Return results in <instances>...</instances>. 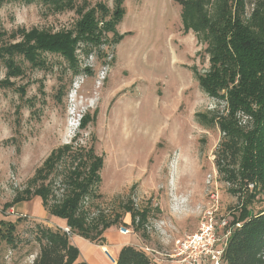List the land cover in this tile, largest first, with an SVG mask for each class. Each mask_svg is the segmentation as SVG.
Here are the masks:
<instances>
[{"label": "rangeland", "instance_id": "374dc122", "mask_svg": "<svg viewBox=\"0 0 264 264\" xmlns=\"http://www.w3.org/2000/svg\"><path fill=\"white\" fill-rule=\"evenodd\" d=\"M84 2L114 7V0H79L78 6ZM179 3L126 0L116 27L119 43L110 34L91 53L78 49L77 72L72 62L48 53V69L22 62L23 74L0 88V220L23 219L17 249L0 241V264H33L40 252L36 225L60 229L42 203L35 209L34 203L5 205L29 187L54 150L67 145L93 148L104 159L100 199L86 204L91 220L118 218V230H131L158 252L172 251L195 233L209 210L230 226L239 208L264 210L255 184L240 189L221 180L215 153L222 134L196 121L198 113L223 112L225 103L206 95L193 74V67L200 74L209 69L206 46L185 34ZM78 20L76 11L54 13L42 0H0V30L56 33ZM6 72L0 64V82ZM238 117L242 125L255 124L243 113ZM130 207L138 214L134 224Z\"/></svg>", "mask_w": 264, "mask_h": 264}, {"label": "trees", "instance_id": "16d2710c", "mask_svg": "<svg viewBox=\"0 0 264 264\" xmlns=\"http://www.w3.org/2000/svg\"><path fill=\"white\" fill-rule=\"evenodd\" d=\"M78 1L42 0L43 6L54 13H78L79 20L71 30H0V64L7 71L0 88L11 86L10 81L23 74L22 62L35 69H48L44 57L48 53L72 62L70 70L77 72L78 49L91 53L110 34L119 43L122 36L116 27L124 15L126 0H114L112 11L102 3L89 7L88 2L78 6ZM179 4L185 34L194 33L206 46L209 69L200 74L192 68L199 87L210 98L225 103L223 112L216 109L196 114L201 126L218 127L222 134L215 153L218 174L223 182L240 189L255 184L253 194L264 198V156L260 153L264 148V0H180ZM240 113L255 124L242 125ZM103 168L104 159L93 148H58L36 171L29 187L5 205L6 210L40 198L49 215L64 220L70 229L67 234L61 228L36 225L34 242L40 252L33 264H87L79 262L80 251L71 237L102 244L104 234L118 225V218L91 220L90 208H86L87 201L100 199ZM239 209L232 225L240 223L241 227L230 237L224 264H264V210L250 213L246 208ZM129 213L134 224L138 214L131 207ZM21 221L0 220V241L13 250L21 243L16 236ZM116 264L161 262L143 248L125 246Z\"/></svg>", "mask_w": 264, "mask_h": 264}, {"label": "built area", "instance_id": "2783aa9c", "mask_svg": "<svg viewBox=\"0 0 264 264\" xmlns=\"http://www.w3.org/2000/svg\"><path fill=\"white\" fill-rule=\"evenodd\" d=\"M241 224L230 226L226 218H217L215 210L207 211L195 233L187 234L182 241L168 253L158 252L148 247L143 248L158 262H172L175 264H224V255L230 237ZM63 231L70 234V229ZM121 234H131V230L120 229Z\"/></svg>", "mask_w": 264, "mask_h": 264}, {"label": "crops", "instance_id": "0c3cea01", "mask_svg": "<svg viewBox=\"0 0 264 264\" xmlns=\"http://www.w3.org/2000/svg\"><path fill=\"white\" fill-rule=\"evenodd\" d=\"M1 133L2 132H0V143L5 139V137H3L4 134ZM28 203H34V206L31 207V209H35L37 206H39V204H41V200L40 198H35L31 201L17 204L16 206L21 204L25 205ZM54 219L59 224V228L62 230L67 228L66 222L64 220L58 218ZM73 240L75 241L76 247L80 251L79 262H84L87 264H116L117 258L125 246H134L136 248L146 247L142 244L139 235L133 233L132 231L131 234L123 235L121 234L120 229L118 230L116 227H112L104 234V242L102 244H94L78 236H72L71 243H73ZM161 264L175 263L164 261Z\"/></svg>", "mask_w": 264, "mask_h": 264}]
</instances>
